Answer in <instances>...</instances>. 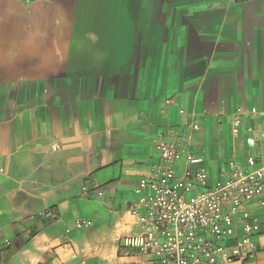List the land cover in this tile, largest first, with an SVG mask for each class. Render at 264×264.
<instances>
[{"label": "crops", "instance_id": "crops-1", "mask_svg": "<svg viewBox=\"0 0 264 264\" xmlns=\"http://www.w3.org/2000/svg\"><path fill=\"white\" fill-rule=\"evenodd\" d=\"M178 127L211 182L264 154V0H0V264H135L117 238Z\"/></svg>", "mask_w": 264, "mask_h": 264}, {"label": "built area", "instance_id": "built-area-1", "mask_svg": "<svg viewBox=\"0 0 264 264\" xmlns=\"http://www.w3.org/2000/svg\"><path fill=\"white\" fill-rule=\"evenodd\" d=\"M240 124V117L232 120L234 134ZM182 129L169 134L173 141L161 135L155 144L158 160L133 189L127 216L134 228L117 240L135 252V264H245L264 236V154L248 156L244 165L229 163L211 182L204 170H177L182 156L197 161L179 136Z\"/></svg>", "mask_w": 264, "mask_h": 264}, {"label": "rangeland", "instance_id": "rangeland-1", "mask_svg": "<svg viewBox=\"0 0 264 264\" xmlns=\"http://www.w3.org/2000/svg\"><path fill=\"white\" fill-rule=\"evenodd\" d=\"M102 254H104V253H102ZM102 259H103L102 264H128V263H126L128 261V259L119 260L118 258H115V257L112 258L111 260H109V258H107V257H103Z\"/></svg>", "mask_w": 264, "mask_h": 264}]
</instances>
